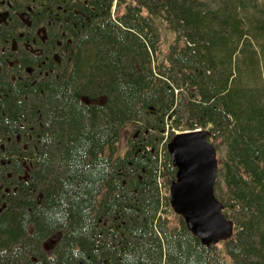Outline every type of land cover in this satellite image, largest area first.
Returning <instances> with one entry per match:
<instances>
[{
  "label": "trees",
  "instance_id": "1",
  "mask_svg": "<svg viewBox=\"0 0 264 264\" xmlns=\"http://www.w3.org/2000/svg\"><path fill=\"white\" fill-rule=\"evenodd\" d=\"M201 128L223 252L171 201ZM0 264H264V0H0Z\"/></svg>",
  "mask_w": 264,
  "mask_h": 264
},
{
  "label": "water",
  "instance_id": "2",
  "mask_svg": "<svg viewBox=\"0 0 264 264\" xmlns=\"http://www.w3.org/2000/svg\"><path fill=\"white\" fill-rule=\"evenodd\" d=\"M169 149L178 166V179L171 188L172 204L205 242L226 225L219 215L222 203L214 194L218 172L215 148L197 129L180 132Z\"/></svg>",
  "mask_w": 264,
  "mask_h": 264
},
{
  "label": "rangeland",
  "instance_id": "3",
  "mask_svg": "<svg viewBox=\"0 0 264 264\" xmlns=\"http://www.w3.org/2000/svg\"><path fill=\"white\" fill-rule=\"evenodd\" d=\"M156 24H157L158 31L160 34L162 55H163L166 53V50H167V47L169 46V44L175 38V34L172 31H170L168 29L167 25L164 22H162L160 19H156ZM87 100H89L91 102H103L104 97L87 99ZM132 128H133L132 124H127L121 128L120 138H119V141L117 142L116 150L114 151L115 156L123 155L126 152L127 144H128V138H129V135H130ZM180 132H183V131L177 130L176 135H178ZM199 132L201 134H203L206 137V139L214 146V143L211 141L210 136H209V132L207 131V129L201 128V129H199ZM214 148H215V146H214ZM110 152H111V149L109 147H107L105 149V154H109ZM215 155L219 161V155L217 153L216 148H215ZM173 209H174V212L176 214L182 215V212L179 211L178 209H176L174 206H173ZM219 215L224 219V221L226 222V225L218 230V233L215 237H210V238L206 239V242L216 244L217 247L223 252L225 249V243L232 236L233 232H232V224L229 220H227L224 217L222 210L219 211ZM61 234H62L61 232H57L56 234L50 236L44 242L43 247L47 253H50L53 250L56 243L60 239Z\"/></svg>",
  "mask_w": 264,
  "mask_h": 264
}]
</instances>
